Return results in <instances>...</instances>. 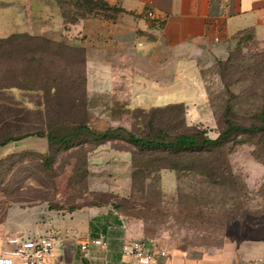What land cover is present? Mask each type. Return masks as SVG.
<instances>
[{
  "label": "rangeland",
  "instance_id": "374dc122",
  "mask_svg": "<svg viewBox=\"0 0 264 264\" xmlns=\"http://www.w3.org/2000/svg\"><path fill=\"white\" fill-rule=\"evenodd\" d=\"M66 2L68 22L93 14L78 8L76 0ZM100 15L116 17L110 10ZM40 42L29 41L34 47ZM55 42L60 51L51 46L41 69L30 71L42 81L59 77L56 96L23 90L20 51L11 60L17 76L10 81L18 88L0 90V141L62 122H86L97 133L123 127L139 136L200 129L215 138L224 127L227 105L233 118L245 124L264 110V44L249 35L226 55L200 63L206 102L190 118L184 103L172 104L183 109L138 108L104 118L90 110L84 51ZM116 123L123 126H113ZM105 146L110 153L97 151ZM48 205L112 208L138 236L124 243L142 239L168 249L222 247L253 227L264 231V136H235L226 147L203 153L141 150L123 137L98 144L87 136L86 142L66 148L32 135L0 147V227L11 209L41 210Z\"/></svg>",
  "mask_w": 264,
  "mask_h": 264
},
{
  "label": "crops",
  "instance_id": "0c3cea01",
  "mask_svg": "<svg viewBox=\"0 0 264 264\" xmlns=\"http://www.w3.org/2000/svg\"><path fill=\"white\" fill-rule=\"evenodd\" d=\"M66 1L0 0V37L28 33L83 48L90 110L107 119L111 112L177 103L187 106L190 118L206 102L200 63L226 55L247 35L264 44V0H103L118 9L115 18L92 14L72 23ZM97 151L110 153L106 146ZM8 213L0 235L60 236L46 264H137L122 246L138 236L112 208L48 205ZM100 237L106 246L81 248ZM166 249L169 256L151 264H242L264 256V231L253 227L214 249Z\"/></svg>",
  "mask_w": 264,
  "mask_h": 264
},
{
  "label": "trees",
  "instance_id": "16d2710c",
  "mask_svg": "<svg viewBox=\"0 0 264 264\" xmlns=\"http://www.w3.org/2000/svg\"><path fill=\"white\" fill-rule=\"evenodd\" d=\"M78 8H84L93 15H100L105 10H110L117 13V8H111L103 0H76ZM67 17V13H65ZM108 17V16H106ZM76 19L71 21L74 22ZM32 41H42L38 43L36 47L29 43ZM241 40L239 43H241ZM63 45L68 48L79 47L78 45L68 44L65 40H62ZM239 45V44H238ZM58 47L60 51V45L54 40L42 37L32 36L28 33H15L7 37H0V90L8 88H18L17 84L12 83L10 80L16 78L15 73L17 69L11 66V60L15 56V53L20 51L21 68L19 73L21 75L20 87L27 91H47L48 95H57L59 92L60 79L57 76L49 77L47 81L39 80L41 76H37L30 71L32 67H36L40 70L44 63V52L50 47ZM83 50V48H81ZM18 55V54H17ZM179 107L183 109V105H172L162 109H170L172 107ZM156 109V108H155ZM232 106L227 105L224 110V127L215 138L210 137L205 130H195L191 133L179 132L175 135H170L165 131H159L154 136H139L134 132L127 130L123 127L115 129H109L105 132H94L86 122L80 123H68L62 122L49 126L48 130L40 128L39 130L26 132L24 135H10L4 140L0 141V147L5 146L11 141H17L24 137L37 135L40 137H46L50 145L60 144L66 148H71L77 144L86 142V138L92 137L93 140L100 144L108 140L123 137L127 142L135 145L139 149H157L165 150L172 153L179 152H215L220 148L226 147L229 141L235 136L249 134L253 136H264V110H259L254 114V122L251 124H245L238 122L233 118ZM224 163V162H223ZM227 168L228 163L226 160ZM231 175V174H230ZM232 176V175H231Z\"/></svg>",
  "mask_w": 264,
  "mask_h": 264
},
{
  "label": "built area",
  "instance_id": "2783aa9c",
  "mask_svg": "<svg viewBox=\"0 0 264 264\" xmlns=\"http://www.w3.org/2000/svg\"><path fill=\"white\" fill-rule=\"evenodd\" d=\"M149 16L153 12H148ZM61 243L59 235L43 233L35 236L25 234L0 235V264H15L17 260L21 264H46L47 258L54 252L56 246ZM106 246L105 238H94L86 244H81L83 250L88 249V244ZM122 252L135 259L137 264H151L158 258L166 259L169 254L166 248L157 244L148 245L145 240L132 239L125 242ZM242 264H264V256L252 258Z\"/></svg>",
  "mask_w": 264,
  "mask_h": 264
}]
</instances>
